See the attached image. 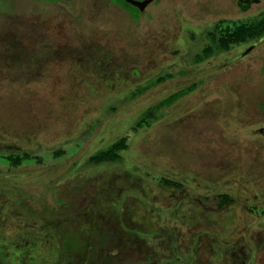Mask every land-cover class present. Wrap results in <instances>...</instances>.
<instances>
[{
  "label": "rangeland",
  "instance_id": "rangeland-1",
  "mask_svg": "<svg viewBox=\"0 0 264 264\" xmlns=\"http://www.w3.org/2000/svg\"><path fill=\"white\" fill-rule=\"evenodd\" d=\"M147 10L135 21L111 0H0V225L11 236L25 228L41 230L45 222L58 226L64 216L58 227L64 240L83 247L78 230L64 220L75 212L70 223L77 228L107 226L112 207L104 199L124 190L128 213L135 218L131 236L145 234L154 250L153 243L164 236L161 230L177 228L184 253L172 248L168 255L172 249L163 237L156 264L178 262L181 255L188 261L191 236L206 229L225 245L216 264H264V38L225 54L215 49L219 57L197 65L193 56L206 34L188 28V23L212 28L200 23L223 18L236 20L232 28L263 15L264 0L247 11L237 0H157ZM8 47L25 57L32 54L33 68L25 59L20 63L26 65L15 67ZM182 69L183 75L131 98L133 90ZM194 82L199 86L161 108L155 123L132 129L147 107ZM124 135L129 149L109 164L112 169L88 163L93 148L80 150L93 138L107 147ZM19 144L30 151L15 149ZM11 154L28 157L15 166L7 158ZM159 177L211 196L221 192V180H234L226 191L236 198L237 184L243 182L248 194L256 195L252 203L263 210L258 209L259 218L241 216L243 192L234 205L239 216L233 210L199 217L186 193L163 198L153 184ZM154 206L177 208L175 217L167 210L152 212ZM258 220V227L249 230ZM52 240L44 239L32 256L56 257ZM250 246L256 248L255 258ZM203 252L196 249L195 256L212 264V256L205 258Z\"/></svg>",
  "mask_w": 264,
  "mask_h": 264
},
{
  "label": "flooded vegetation",
  "instance_id": "flooded-vegetation-1",
  "mask_svg": "<svg viewBox=\"0 0 264 264\" xmlns=\"http://www.w3.org/2000/svg\"><path fill=\"white\" fill-rule=\"evenodd\" d=\"M62 1L71 2L73 0H60V2H62ZM111 1L115 4L120 5L124 9H126L130 13V15L133 17L130 10L127 9L126 7H124L121 3H119L116 0H111ZM138 1H143V0H138ZM155 2H157V0H150L143 7V9H141L139 6L132 4L133 6H135L139 10L138 17L137 18L133 17V19L135 21L138 20L143 15V13L148 11L147 8L150 7ZM260 2H261V0H237L238 5L241 7V9L243 11L250 10V8L254 4H258ZM222 20H225V21H222ZM235 21L236 20L223 18V19H220V20L215 21V22L200 23V24H214V26L212 28L210 25L206 26V25H197L196 24V27L198 29H195L196 27L192 26V23H188V24H191V27H188V28L190 30H192L193 33H197L199 31H201L200 29H203L204 33L206 34V36L204 38H202V41H204V44L202 43L203 45L200 47L199 51L196 52L195 55L193 56V59L195 60L197 65L203 64V62H205L204 61L205 59L203 61H199V62L196 61V59L202 53V50L204 49V47L208 44L209 40L207 37L210 36L211 34H216L217 30L223 31L226 28H230L229 25L233 26V24H235ZM251 21H252V19H251ZM248 22H250V21H241L240 20V22L238 24H241V23L249 24ZM193 24H195V23H193ZM223 24H225V26H222ZM223 27H224V29H223ZM262 39H260V40H262ZM13 40L18 41V38H14ZM260 40H257V41H260ZM12 42L16 48L20 47L18 44L19 42L18 43L14 42V41H12ZM247 43H249V42H247ZM243 44H245V43H243ZM46 45H48V44H46ZM240 45H242V44H240ZM42 46H44L43 43H42ZM235 46H238V45H235ZM232 48L230 50H232ZM8 49H10V52H11L10 54H11L12 59L15 62V67L18 65V63L20 66L26 65L25 63L24 64L20 63V61L25 59V60H29V63H32V68H33V66L35 64L34 63L35 60H34V56L32 54H27L25 57V54L22 53L21 50H19L20 51L19 52L18 50L16 51V49L12 48V47H8ZM230 50H228L226 52H221V53L225 54V53L229 52ZM175 52H179V50L176 49ZM4 56H6V55H4ZM215 57H219V55L211 56L210 61H212V59H214ZM23 62H24V60H23ZM26 68L28 69V67H26ZM33 70L34 69H32V71ZM29 71H30V68H29ZM183 71H184V69H182L180 71L177 70L175 72H166L164 75H160L159 77L165 76L166 74H173V76L171 78H169V79H173L177 75H183L182 74ZM95 140H96L95 138L91 139V142L89 143V145L87 147L80 148V150L81 151L83 150V152L86 153L87 151H85V150H87L89 147L93 148V150H96V149L101 148L102 146L105 145L103 142L102 143H100L101 141L95 142ZM111 140H113V139H111ZM85 142H84V144H85ZM0 146H2V145H0ZM14 148L15 149H23L26 152L28 150H30V148L25 147L21 144L14 146ZM126 151H128V150H126ZM114 166L115 165H112V166L111 165H109V166L104 165L101 167L103 170H107V169H112ZM164 181L161 180L159 183H153L157 187V189H160V191L163 192V193H161L163 195V198L177 197V196H179V194L186 193L184 195L189 196V198L191 199V202L195 204L194 208L197 209L196 214L194 213L193 215L200 217V215L204 216V214L209 215V213H211V212L221 213V215H222V214H226V213H231L233 210L234 211L236 210L235 211L236 216H239L240 213H238V212H239L240 208H239V210H237L234 208V205H236V201L241 198L242 193L244 192V194H246L247 196L243 200L244 204L242 206H244V207L241 208V210L243 212V214H241V216H243L244 218H247V217L259 218L257 216V211H258V209H261L260 208L261 206L254 205L252 203V198L255 199L256 195L248 194L249 191H251V190H247L249 186L245 185L246 183L239 182L237 184L239 186H238V192H237V198H236L235 195L232 194L231 191H229V190L226 191V189H229L233 185L234 186L236 185L237 182H234V180H221V192L213 193L214 196L203 194L202 192H200L201 190H197L198 188L196 189V188L188 187V186H186L187 184L180 182V180H170L172 182H175L172 184H167ZM198 181H200V180H198ZM111 183L114 184L116 182H115V180H112ZM200 183H202V182H200ZM177 184H181V185H177ZM202 184L205 185L204 182ZM205 187H207V184L205 185ZM120 188H124V187L120 186ZM211 188L213 189V187H211ZM191 190H193L194 192ZM222 190H225V191H222ZM111 195H113V194H111ZM124 195H126V192L123 190V192L119 191L118 195H116L115 197L111 196L110 199L109 198H107L106 200L104 199V203L107 204V206L109 208L112 207V212L110 214V216H112V219H111L109 225H107V226L99 225V226H94V227L91 226V227L86 228V229H84L82 227H80V228L78 227L77 230H78L79 234L82 236L81 239L85 241V243H83L84 244L83 247H79V248L74 247L71 250L65 249L64 252L62 251L61 256L45 258L42 256L32 257L31 253L33 252L34 249L29 250L30 254L28 256L19 257L18 251H16L17 248L15 249L14 246L11 245V246L7 247L6 245H3V246L0 245V264H156V261H158V260L156 259L155 256L157 255V253H159L158 251L161 250V248H160L161 244H160V246H158V242L161 241V239L163 237L169 239V241H167V242H169L171 249L176 248L177 250L180 251V253H182V254L184 253L182 248L180 247L181 244L178 240L179 234L177 232V228H174L173 225H171V228H169V229L164 228V230H161L160 233L164 234V236H160V237L158 236L159 240H158L157 244L155 245L153 243V245H152V246H154V248H153L154 250H152L151 245L147 243L146 238L144 237L145 234H142V236H136V235L131 236L130 235V232H131L130 229L131 228L129 226L133 225L132 222L135 221L134 220L135 218L131 219V217L134 216L132 211H131V213H128L127 208L129 207V205L126 204V201L128 198H125ZM126 197H128V196L126 195ZM161 198H162V196H161ZM211 200H213V202H214L213 204H212ZM83 201H86V200L82 199L81 202H83ZM151 201H153V199ZM79 204L82 205V203H79ZM153 205H154V203H153ZM86 208L90 209L89 206H87ZM86 208L80 207V209H83V211H86L87 210ZM157 209L167 210V212L165 214L170 215V217H172V218L175 217V213H176L175 211L177 210V208H174V209L164 208V209H162L161 207H158ZM157 209L154 206V208L151 211L157 212L158 211ZM263 209H261V211ZM78 210H79V208H78ZM83 214H85V213L82 212V215ZM260 214L264 215L263 212H260ZM141 215H144V214H141ZM157 216H160V215H157ZM259 220L256 221L255 224H252V225L247 226L246 224H244V227L247 226L249 230L255 229L256 227H258L257 223L260 222ZM122 224H124L125 226H122ZM159 235H161V234H159ZM100 236H102L104 238V241H102V242L98 241ZM174 239H175V241H173ZM210 239H211V241H209ZM149 243H152V242L150 241ZM223 243L224 242L221 241V237H216L215 233L211 232L210 230H207V229L206 230H198V231L196 230V232H194V234L191 236L190 244L186 246L188 248V251H185V252L190 253L188 261L183 262L182 259L184 257H183V255H181L180 257H182V259L179 260L178 262L175 258L176 263L171 260V261H167L166 264H194V261H196V264H202L203 260L200 261L201 259L199 257H196L197 255L195 254V250L196 249L198 250L199 248L202 250L204 249L203 254H204L205 258H207L208 255L210 257L212 256L211 259L208 260L209 262H211L212 264L214 262V264H216L218 261L221 260V247L225 246V245H223ZM147 248H148V251H147ZM249 248H252L250 255L251 256L254 255V258H255L256 257V248L253 246H250ZM70 251L75 255L77 254L78 256L77 257L76 256H68L69 255L68 253ZM164 251H165V253L168 252V250H164ZM170 253L171 254H168V255L172 256L173 255V249L171 250ZM149 254H150V256H149ZM197 258L199 259V261L197 260Z\"/></svg>",
  "mask_w": 264,
  "mask_h": 264
},
{
  "label": "trees",
  "instance_id": "trees-1",
  "mask_svg": "<svg viewBox=\"0 0 264 264\" xmlns=\"http://www.w3.org/2000/svg\"><path fill=\"white\" fill-rule=\"evenodd\" d=\"M116 1L121 3L127 9H129L134 18L138 17L139 10L135 6L126 2L125 0H116ZM248 23L249 24L247 23L236 24L234 27L226 28L223 31L217 30L216 34H211L210 36H208L207 37L209 40L208 44L204 47L202 53L198 56L196 61L198 62L203 61L205 58L213 56L214 55L213 52L215 49L218 52H226L235 45H240L243 43L262 39L264 37V14L257 17L256 19H252V21ZM172 76L173 74H166L165 76L158 77L156 80L150 82L147 86L143 88H138V90L135 89L132 92L131 98L138 96L140 93L147 91L149 88L153 87L156 84L164 82L165 80L171 78ZM198 86L199 84L197 82H194L188 85V87L175 91L170 95H168L166 98L160 100L158 103L149 106L148 108H146V110H144L141 113L139 119L132 127V129L136 131L143 124L155 123L157 121V118L159 117V114L157 112L161 108L172 105L174 102L185 96L187 93L194 91ZM85 125L87 126L89 125V123ZM129 146L130 144L128 143V138L126 136H120L109 146L105 147L104 145L101 148L94 150V152H92L90 155H86V158L88 163L94 166H100V167L104 165L109 166V164L112 163L114 164V162L119 161L120 158L122 157V153L128 150ZM26 157H28V154L24 157L15 156V155L13 156L11 154L7 158L13 165L18 166L23 162V159ZM159 180H165L164 182L167 184L175 183L170 181L173 179L166 177H159ZM177 185H181V184H177ZM17 215H18L17 217H21L22 213L19 212ZM74 216H76L75 212H74ZM74 216L70 217L69 220L65 219L64 221H67L69 225L78 229L75 224H71L72 221L75 220ZM62 217L63 218H61V224L58 226H56L55 224L50 225L45 222L46 226L43 227L41 230L35 231L31 229L28 230L25 228L26 230L25 232L21 234L17 233L11 236L8 235L4 230L3 226L0 225V245L2 246L6 245L7 247L12 245L15 247V249L17 248L16 251H18L19 257H25L30 254L29 253L30 249H34V250L37 249L38 247H40L41 245L40 243L44 239L50 238L53 239L52 241L55 244L54 247L55 250L57 251L56 256H61L62 251L64 252L65 249L71 250L72 248H74V246L66 243V241L64 240L65 234H63L60 231V229H58V227L64 225V223L62 222L64 216ZM68 254H67L68 256H73V253L71 251Z\"/></svg>",
  "mask_w": 264,
  "mask_h": 264
},
{
  "label": "water",
  "instance_id": "water-1",
  "mask_svg": "<svg viewBox=\"0 0 264 264\" xmlns=\"http://www.w3.org/2000/svg\"><path fill=\"white\" fill-rule=\"evenodd\" d=\"M127 2L134 4L136 6H139L141 9L150 1V0H143V1H138V0H126Z\"/></svg>",
  "mask_w": 264,
  "mask_h": 264
}]
</instances>
